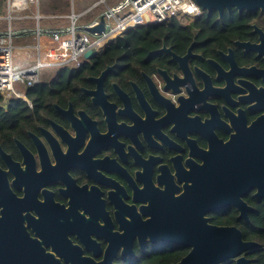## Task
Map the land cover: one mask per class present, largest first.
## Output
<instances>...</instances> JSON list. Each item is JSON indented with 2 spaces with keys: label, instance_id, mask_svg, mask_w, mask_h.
<instances>
[{
  "label": "flooded vegetation",
  "instance_id": "1",
  "mask_svg": "<svg viewBox=\"0 0 264 264\" xmlns=\"http://www.w3.org/2000/svg\"><path fill=\"white\" fill-rule=\"evenodd\" d=\"M201 15L0 102V261H180L208 226L262 247L264 10Z\"/></svg>",
  "mask_w": 264,
  "mask_h": 264
},
{
  "label": "built area",
  "instance_id": "2",
  "mask_svg": "<svg viewBox=\"0 0 264 264\" xmlns=\"http://www.w3.org/2000/svg\"><path fill=\"white\" fill-rule=\"evenodd\" d=\"M2 1L0 20L6 21L0 26L2 102H29L27 92L45 75L57 68H77L88 50H104L110 41L132 28L202 16L194 0H64L70 6L67 25L48 29L41 25L48 16L43 8L46 0ZM102 18V33L86 30L99 26ZM31 19L35 28L21 25Z\"/></svg>",
  "mask_w": 264,
  "mask_h": 264
},
{
  "label": "water",
  "instance_id": "3",
  "mask_svg": "<svg viewBox=\"0 0 264 264\" xmlns=\"http://www.w3.org/2000/svg\"><path fill=\"white\" fill-rule=\"evenodd\" d=\"M203 12L211 14L218 12L222 18L224 10L232 8L239 12L246 10H264V0H194ZM89 33H102L104 31V19L97 27L86 28ZM101 51L90 49L84 54L86 60L92 59ZM185 244L192 247L190 252L176 264H224L235 260L237 264H251V260L245 256L259 246L254 241H245L241 231L235 227L208 226L192 237ZM0 264H62L60 261H17L16 254L3 257ZM69 264H113V261H70Z\"/></svg>",
  "mask_w": 264,
  "mask_h": 264
},
{
  "label": "trees",
  "instance_id": "4",
  "mask_svg": "<svg viewBox=\"0 0 264 264\" xmlns=\"http://www.w3.org/2000/svg\"><path fill=\"white\" fill-rule=\"evenodd\" d=\"M226 13V12H225ZM202 21V27L207 29L208 32H212V28L214 26V21H217V16L209 15V16H202L200 17ZM167 22V21H166ZM165 23V22H164ZM164 23L161 25H151V26H143L138 28H132L125 32L123 35L116 38L113 44L106 46V49L109 51H114L118 49L120 46H123L125 43L133 46L137 49H144L145 45L147 44L144 41V37L152 36L154 38L159 37L164 29ZM153 48V47H150ZM31 91V90H30ZM31 93V92H30ZM3 97L0 94V102L2 101ZM245 237L248 239L255 238V235L245 234ZM251 259V264H264V232L262 235V247L253 250V252L248 255ZM179 260L177 256H169L166 259L162 258H154L152 261H135L130 264H176ZM224 264H237L236 261H229Z\"/></svg>",
  "mask_w": 264,
  "mask_h": 264
},
{
  "label": "crops",
  "instance_id": "5",
  "mask_svg": "<svg viewBox=\"0 0 264 264\" xmlns=\"http://www.w3.org/2000/svg\"><path fill=\"white\" fill-rule=\"evenodd\" d=\"M48 1L49 0H46L45 3L46 2L49 3L51 0L49 2ZM67 5L68 4H66L63 0H57L56 3H54V7H55V10H53L54 15L52 16L46 15V17L41 20L42 27L48 28V29H57V28L67 25L68 15H69L67 11V9L69 10V7ZM65 8L66 10H64ZM2 13H3V1L0 0V15ZM0 21H1L0 26L5 25L6 21L4 20H0ZM23 24L27 25L31 29L35 28L36 26V22L33 19L28 20L25 23H22L21 25ZM47 41H49V39H47Z\"/></svg>",
  "mask_w": 264,
  "mask_h": 264
},
{
  "label": "rangeland",
  "instance_id": "6",
  "mask_svg": "<svg viewBox=\"0 0 264 264\" xmlns=\"http://www.w3.org/2000/svg\"><path fill=\"white\" fill-rule=\"evenodd\" d=\"M50 1V0H49ZM48 1V2H49ZM55 1V2H54ZM56 1L57 0H51L49 3H44V9H45V11H46V13L48 14V15H50V16H52V15H54L53 14V10H55V7H54V3H56ZM64 1V0H63ZM65 2V1H64ZM66 3V2H65ZM67 4V3H66ZM68 7H69V10H70V6H69V4L67 5ZM64 10H66V8L64 9ZM69 10L67 9V11H68V14H69ZM184 19V18H183ZM21 53H22V51H20V53H19V55H21ZM51 73H49V74H47V75H50ZM46 75V76H47ZM46 76H44V78L46 77ZM44 78H43V80H44ZM34 91V88H32L31 89V93Z\"/></svg>",
  "mask_w": 264,
  "mask_h": 264
}]
</instances>
